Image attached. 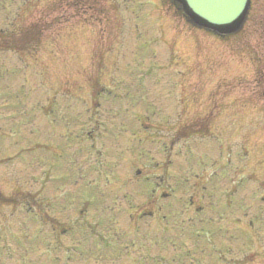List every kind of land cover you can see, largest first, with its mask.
I'll return each instance as SVG.
<instances>
[{
  "label": "rangeland",
  "instance_id": "374dc122",
  "mask_svg": "<svg viewBox=\"0 0 264 264\" xmlns=\"http://www.w3.org/2000/svg\"><path fill=\"white\" fill-rule=\"evenodd\" d=\"M40 1L45 2L0 0V30L6 31L4 35L8 31V34L15 36L20 20L24 19L29 25L36 22L43 25L45 16L52 14L46 28L45 25L41 28L39 26L43 33H40L39 42L35 43L37 46L34 45L37 40L31 43L25 40L26 30L17 32L19 43L16 38L0 39V47H4V50L10 47L7 51L11 50L8 53L0 52V190L3 195L14 201L15 196L28 190L35 194L33 198H39L43 204L45 201L54 203L53 200L57 199L61 208H57L55 215L60 218L61 224L67 215L77 216L75 212L80 205L67 203L66 200L69 199L67 193L74 195L77 192V186L72 185L70 189L66 185L61 190L56 185L53 187L52 184H47V188H41L43 168L40 162L51 160L49 164L52 169H48V172L52 177L57 168L54 159L60 167V172L55 174L56 180H63V177L70 183L75 172L80 185L95 190V199L102 197L96 175H92L83 166L87 164V158L85 157L86 162L81 155L78 159L76 140L63 139L69 134V129L71 133V109L76 118L75 131L80 135L93 132L97 138L103 132L102 126L108 127L111 124L110 121L105 123V117L110 115L118 116V119L123 120L121 123L130 124L136 120L126 121L140 113L163 109L166 114L162 116V120L170 119L171 124H174V131L190 117H199V114L194 115V106L201 110L204 107L205 110L210 108L211 110L202 112L200 117L204 119L206 115H210V128L215 137L214 149L216 141L220 143L221 151L223 146V155L219 158L221 165H224V170L233 167L234 173L235 170H240L236 177L233 175L232 185L229 177L231 174H227L224 177L226 180H223L225 183L220 187V190L226 189L229 193L227 204L233 206L234 201L233 204L236 205L230 208L229 214L223 215L227 218L223 228H226L227 236L232 237L230 245L236 248L234 257L238 256L241 264H264V0H253L243 31L225 38L193 28L165 0H61L62 2L56 3L58 10L55 13H51L50 8L36 10V4ZM64 2L78 7L73 9L67 4L62 7ZM15 42L20 45L21 51L13 50ZM146 74L148 81L142 87L138 81ZM153 82L159 83L158 86H151ZM129 86L134 87L129 91ZM187 92L192 93L194 98L187 99L184 94ZM249 103L251 108H243ZM149 106L154 107L149 109ZM50 109L57 114L51 117ZM128 114L135 116L129 117ZM51 120L58 127H52ZM124 127L127 129L130 125ZM201 141L203 139L194 136L190 139V149L195 151L200 148L203 145ZM205 142L209 143L208 140ZM246 142H249L250 156L245 159V153L242 157L240 153L237 158V146ZM128 144L127 147L132 146V143ZM121 147L122 145L118 150ZM11 152L13 155H21L17 162V159L11 160ZM122 153L127 154L128 151ZM90 155L96 156L93 150ZM127 155H130L127 159L131 160V154ZM218 155H212L209 163L214 158L218 162ZM183 158L186 159V156L180 160L176 158V161L181 164L184 162ZM127 159L123 157L122 162L128 164ZM27 160L30 162L26 163ZM194 161L193 170L201 172L203 169L200 160ZM49 174L43 180L50 183L54 177L51 179ZM25 176L28 179L23 182ZM61 184L64 186V180ZM202 184H205V179ZM85 187L80 191H85ZM116 190L117 187L113 192V187L110 186L111 196ZM232 193L233 198L230 197ZM201 196L203 195H199V198ZM141 201V198H136V202L144 203ZM208 201H201L200 207H206ZM241 202H245L246 208L243 206L238 211L237 205ZM3 203L8 204L10 201L5 199ZM116 204L109 198L104 204L101 201L98 210L92 209L93 221L86 223L99 225V231L102 228L113 229L107 235L111 237L116 232L120 235L127 233L131 242L137 244V250L144 252L141 248L148 246L151 251L149 258L147 256L149 261L158 255L163 256L165 252L158 253L163 252L160 251L161 244L164 249L169 250L167 258L172 263L178 252L173 250L168 239L174 243L177 239L188 241L185 248L190 249L188 254L193 258H204L202 250L207 249V241L212 242L213 238L211 235L207 240L196 239L197 232L210 229H206V225L199 226V220L210 221L220 215L218 209L209 215L205 209L200 215L192 208L177 219L179 222L175 227L166 225L161 219L146 218L143 228L141 222L131 220L128 216L118 218L117 221L111 220L109 210ZM157 204L148 211L156 208ZM120 206H123L122 203ZM244 210L249 213L245 218ZM1 213L0 264H55V253L51 254L49 247L42 245L44 241L41 240L37 248L36 244L32 245L34 237L27 235L24 223L27 219L34 221L33 216L8 206ZM53 213L54 211L51 212ZM59 213H62V218ZM253 213L262 219L260 226L256 224L262 230L257 236L256 227L252 229L249 226ZM72 219L74 218L70 217ZM71 226H74L75 231L71 229V235L60 237V246L67 241L70 243V240L76 246L84 244L80 227L83 225L77 222ZM215 227L219 229L218 226ZM28 228L32 233V228H39V233L42 229L39 226ZM40 235L43 238L47 235L53 238L49 228L43 227ZM197 240L199 246L196 245ZM221 240L223 239L219 242ZM6 245L16 256L14 259L6 257L3 249ZM131 250L132 254L137 253L133 246ZM65 252L72 253L70 248ZM131 256L141 259L140 254ZM73 257L75 258L71 259V264H83L80 257ZM87 258L88 264H105V261L106 264H136V260L133 263L121 253L110 254L100 262H96L97 259H93L90 253ZM63 260L64 258L60 259L58 264H64ZM149 261L144 264H155ZM204 262L212 264L210 258H206ZM213 264L223 263L214 258Z\"/></svg>",
  "mask_w": 264,
  "mask_h": 264
},
{
  "label": "flooded vegetation",
  "instance_id": "af4514ba",
  "mask_svg": "<svg viewBox=\"0 0 264 264\" xmlns=\"http://www.w3.org/2000/svg\"><path fill=\"white\" fill-rule=\"evenodd\" d=\"M155 118L156 116H149L148 118H146V120L148 121V120L155 119ZM71 120L73 121V119ZM199 126L201 127V125ZM173 127L174 126L170 124L169 122L166 123V126H163V123L156 125V130L154 131L155 134L165 133L166 134L165 138L167 142H164L161 148H154L153 150H151L153 165L148 163V165L144 166L145 170L137 168L136 169L137 171L134 172L136 176H133V177H129V175L131 174V172L129 171L131 170L130 168L127 167L124 170V182L126 183V185L134 188V187H139L141 184L146 185V182H149L153 186L154 189H153L152 195L150 196V199L155 198V201L151 202L150 205H154L155 203H157L158 202L157 200L163 201L164 199H167V201H169V205L167 206V208L170 211L168 212V214L170 215V222L167 221L166 223V225H169V226L178 225L179 221L177 219H179L181 215L184 214L185 212L190 211V209L192 208L195 209V211L198 214H203L205 209L208 215L212 214V212H214L215 210L213 206L214 205L213 200L216 196L215 193L217 192V189L214 185L209 186V187L202 186V188H200L202 189L201 191L199 190V188H196L195 185H192V186L187 185L183 189L179 190V184L177 183V181L174 179V176H173V172L176 171V161L172 160V156L175 153L174 147L177 141L176 138H179L183 134L188 136L189 133H188L187 124H180L178 128L176 129V132L173 131ZM107 145H109L108 142H107ZM204 148H205L204 149L205 152L202 155L203 160L204 159L207 160L212 155L217 153V151H215L211 147V144H204ZM152 170L153 172H155V174L152 175L151 177L149 176V173ZM212 177L213 176H211L210 169H208V167L206 166L205 171H204V179L210 185H211ZM187 184H189V181H187ZM179 191H181L183 198H180ZM222 192L224 191L222 190ZM136 194L142 195L143 193L139 192ZM199 195H203V196L199 198ZM204 199L209 200L208 205L206 207L204 206L200 207V203ZM222 202L224 205H227V200H224V201L220 200L219 202L220 206H217V208L222 210L221 215L224 214V208L222 207ZM135 203L137 204V207H139L140 212L144 214L143 216H145L147 214L146 207L148 206L149 203L148 202L147 203L146 202L144 203L135 202ZM44 206L47 207V209L49 210L53 209L51 202L45 203ZM162 210L164 209L162 207H159V211H162ZM41 214L42 216H44V213L42 212V210H40V213L38 215H41ZM151 215L153 216V213H151ZM70 217L74 219L70 220ZM70 217L66 216L65 218L66 220L62 224L58 220V218L55 219V218L48 217L47 219L51 222L52 225L70 224V223H75L76 221H78L81 225H83L80 227L82 228L81 234L83 235V238H84L83 245H84L85 251L94 255V253L97 254L101 252L102 250H104L105 244H103V238L101 234H99L98 225L86 223L87 215L84 214V210L81 209L80 214L78 216H75V217L70 216ZM221 218L223 217L221 216ZM165 219H167L166 215H164L163 217L164 221ZM56 230L57 228L54 231ZM66 231L67 229L65 231H62L61 233L65 234ZM127 240L129 242V237H127ZM121 245H124V244H121ZM121 245H120V248H121ZM116 246L119 248V245H116ZM146 247L147 246H144L145 249ZM178 250H180V247L178 248ZM148 258H149V254H148ZM148 258L142 257V260L148 262L149 261ZM182 264H187V262L182 263Z\"/></svg>",
  "mask_w": 264,
  "mask_h": 264
},
{
  "label": "water",
  "instance_id": "95a60500",
  "mask_svg": "<svg viewBox=\"0 0 264 264\" xmlns=\"http://www.w3.org/2000/svg\"><path fill=\"white\" fill-rule=\"evenodd\" d=\"M251 0H181L201 21L212 27L232 29L241 25Z\"/></svg>",
  "mask_w": 264,
  "mask_h": 264
}]
</instances>
